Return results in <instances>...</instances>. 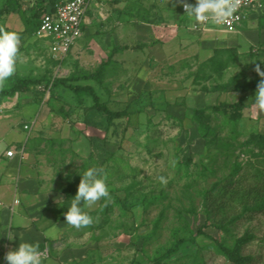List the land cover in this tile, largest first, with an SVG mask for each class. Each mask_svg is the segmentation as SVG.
I'll return each mask as SVG.
<instances>
[{"label": "rangeland", "instance_id": "rangeland-1", "mask_svg": "<svg viewBox=\"0 0 264 264\" xmlns=\"http://www.w3.org/2000/svg\"><path fill=\"white\" fill-rule=\"evenodd\" d=\"M169 1L178 8L179 0ZM152 2L89 3L82 34L62 59L21 13L0 18V29L20 35L16 72L0 90L18 79L38 80L1 98L0 117L28 125L46 174L60 179L65 211L87 168L102 169L109 189L107 199L82 205L91 225L76 229L60 220L64 232L47 247L46 264H264V210L245 213L224 233L205 221L199 195L236 161L242 186L260 180L247 165L264 160V146L250 142L251 133L264 136V112L252 100L261 79L255 68L264 71V6L234 29L215 27L226 40L217 47L226 51L216 54L198 39L210 28H199L192 16L194 38L179 36L173 19V39H166L169 22ZM123 11L130 18L126 31ZM243 23L250 24L245 31ZM56 78L91 85L101 102L124 115L107 122L91 96L53 86ZM236 101L242 105L223 107ZM194 109L203 116L196 118ZM227 211H242L239 201ZM245 232L252 234L239 251L246 260L224 255Z\"/></svg>", "mask_w": 264, "mask_h": 264}, {"label": "crops", "instance_id": "crops-1", "mask_svg": "<svg viewBox=\"0 0 264 264\" xmlns=\"http://www.w3.org/2000/svg\"><path fill=\"white\" fill-rule=\"evenodd\" d=\"M96 1L90 2L92 7L101 8L100 5H97L98 0ZM195 2L196 0H179L177 9L171 8L173 6L169 0H154L152 2L155 14L157 13L169 22L171 30H168V34L165 32L166 39H173V19L177 21L178 35L186 37L188 40L189 38L192 39L193 34L189 30L192 18L189 13H184L181 5L183 3L195 4ZM261 6L264 4L249 10L243 20L253 17ZM98 13L101 11L98 10ZM10 14L15 15L17 13ZM87 14L85 12L84 24L87 23ZM100 15L105 18L102 13ZM129 19L128 14L123 11L120 23L125 25V29H123L125 31ZM243 20L238 24L244 22ZM249 26L250 24L243 23L241 26L239 25V29L245 31ZM198 27L201 26L198 25ZM205 28H210V30L204 31L201 33L202 36L198 38L203 40L204 46L209 45L212 48L225 46L224 41L226 40L218 31H215L217 27L216 29L214 26H206ZM167 36L169 37L167 38ZM165 51L162 50L161 52L164 54ZM24 124L20 121L17 126H14V123L10 124L7 119L0 117V264H6L4 254L19 243L18 237L38 243L41 251L45 248L48 251L47 247L55 244L56 241L58 243L62 231L64 232L60 222L64 219L62 192L59 186L60 179H55L46 174L45 161L41 158L42 154L37 149L35 150L36 146H32L31 132H27L23 128ZM9 148H13L15 151L11 157L5 154ZM20 151H22V156ZM50 187L51 190L47 193ZM53 229H55L54 238L48 235ZM11 236L17 237L9 240L8 237ZM46 256L49 257V252Z\"/></svg>", "mask_w": 264, "mask_h": 264}, {"label": "trees", "instance_id": "trees-1", "mask_svg": "<svg viewBox=\"0 0 264 264\" xmlns=\"http://www.w3.org/2000/svg\"><path fill=\"white\" fill-rule=\"evenodd\" d=\"M60 0H36L33 3L23 4L19 0H5L0 6V18L8 15L10 13H21L25 20L27 27L32 28L33 35L35 36V30L37 29L40 18L44 13L53 12L55 9V4ZM44 39V38H43ZM46 40V38H45ZM50 47V43H48ZM50 50V49H49ZM226 51L223 48H217L214 53ZM218 67L223 68L225 63L217 64ZM38 80L34 78H22L18 79L11 86L0 90V100L5 96H11L15 92H24L28 89L30 85H35ZM53 86L62 85L63 87L69 88L71 91L77 93L83 91L91 96L93 101V107L105 115L107 122H112L113 119L119 118L124 115V112L120 110H111L106 106L104 102L99 100L97 93L94 88L89 84H70L64 78H56L52 82ZM241 102L233 103H223V107L234 108L241 106ZM203 109H194L193 114L196 118L203 116ZM250 142L258 145L259 147L264 146V136L260 133H251ZM247 166L254 171L251 174L252 178H260L258 181L249 182V184L242 186V180L238 176L242 169V164L240 162H235V167L232 172L224 176L221 180L217 181L210 188H207L199 192L201 196V205L203 207V212L205 216V221L218 229L222 230L224 233H229L230 230L228 226L234 221H238L243 218L245 213H251L258 210H264V160L258 166L252 165L248 162ZM238 177V178H237ZM243 177H246L243 175ZM242 177V178H243ZM245 179V178H244ZM244 183V182H243ZM238 200L242 211L234 215L229 216L227 211V206L232 200ZM194 209H192L193 211ZM65 212V210H64ZM252 238L250 232H245L244 236L239 238L236 246L233 249H224L223 253L228 258L237 257L238 261L242 262L246 260L247 256L240 258L239 251L242 249V245ZM251 259V258H250Z\"/></svg>", "mask_w": 264, "mask_h": 264}, {"label": "clouds", "instance_id": "clouds-1", "mask_svg": "<svg viewBox=\"0 0 264 264\" xmlns=\"http://www.w3.org/2000/svg\"><path fill=\"white\" fill-rule=\"evenodd\" d=\"M184 13L200 20L214 19L223 21L239 7V2L228 3L227 0H196L195 4L183 3ZM20 35L16 31L0 29V87H3L16 72L19 55ZM255 71L261 77L256 85L254 105L258 111L264 112V71L259 65ZM51 187L47 193H49ZM109 189L106 176L102 169L89 167L80 174L75 195L70 197V203L64 212V221L76 229L84 228L93 223L82 205L91 206L97 201L107 199ZM55 237V229L48 233ZM14 237H8L12 240ZM19 238V243L4 254L6 264H46L48 257L40 250L38 243Z\"/></svg>", "mask_w": 264, "mask_h": 264}, {"label": "built area", "instance_id": "built-area-1", "mask_svg": "<svg viewBox=\"0 0 264 264\" xmlns=\"http://www.w3.org/2000/svg\"><path fill=\"white\" fill-rule=\"evenodd\" d=\"M92 0H60L55 4L53 12L44 13L41 18L35 36L38 38H46L50 43V52L53 57L62 59L67 55L71 46L81 36L85 12ZM228 3H235L236 0H227ZM239 7L231 15L227 16L223 21L214 19L200 20L193 17L199 26H214L224 30L234 29L235 26L243 20L247 12L264 4V0H238ZM183 11V4L181 5ZM24 129H28V125H23ZM15 153L13 148L5 151L6 156H13ZM22 151H20V155ZM22 156V155H21ZM47 255V249H43Z\"/></svg>", "mask_w": 264, "mask_h": 264}]
</instances>
